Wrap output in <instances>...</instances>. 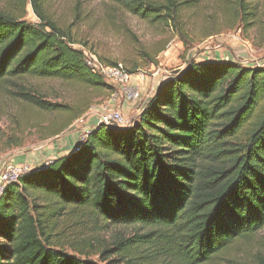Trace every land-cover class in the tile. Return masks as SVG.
<instances>
[{
    "label": "trees",
    "instance_id": "16d2710c",
    "mask_svg": "<svg viewBox=\"0 0 264 264\" xmlns=\"http://www.w3.org/2000/svg\"><path fill=\"white\" fill-rule=\"evenodd\" d=\"M109 1L174 26L184 10L197 6ZM20 2L22 11L31 6L38 24L0 11V89L31 110L34 120L56 117L47 136H57L88 106L75 112L21 81L112 88L87 66L85 52L74 48L80 43L49 15L45 0ZM214 2L227 26L264 20V0ZM82 218L144 229L118 238L127 262L264 264L257 238L264 229V66L189 62L159 83L130 127L100 125L66 155L6 185L0 195V264H96L59 245L73 240L65 223ZM252 248L247 261L231 258Z\"/></svg>",
    "mask_w": 264,
    "mask_h": 264
},
{
    "label": "rangeland",
    "instance_id": "374dc122",
    "mask_svg": "<svg viewBox=\"0 0 264 264\" xmlns=\"http://www.w3.org/2000/svg\"><path fill=\"white\" fill-rule=\"evenodd\" d=\"M178 1L181 2L180 9L192 3L197 6L181 13L175 22L177 29L174 22L163 18L158 21L142 19L109 0H45V8L58 25L80 43L74 48L83 50L92 62L91 56L99 62L101 58L104 62H115L125 69L135 70V85L143 92L141 100L135 103L143 102L158 81L160 83V80L183 70L187 63L213 59L216 53L224 57L240 55L253 63H264V20L249 27L239 22L230 27L224 24L214 0ZM22 8L20 0H0V11L20 14L27 22L38 24L31 6L27 4L24 11ZM157 72L158 75L154 76ZM21 83L47 101L68 105L75 112L85 105L88 108L63 132L48 137L47 125L56 117L49 115L41 121L34 120L31 110L10 99L0 89V164L11 162L35 169L50 162L61 151L80 143L84 136L83 127L93 125L97 115L109 109L110 89L89 91L58 80L31 78ZM126 104L120 98L114 108L122 110ZM130 111L122 110L132 122L136 114ZM79 119L83 124L77 123ZM63 229L64 232H73V240L59 241V245L71 254L84 252L96 264H148L144 260L127 262L128 256L116 243L120 237L142 233L144 229L138 225H112L99 218H82L66 222ZM257 238L259 245H256L264 252V229ZM102 250L108 252L101 255ZM255 252L252 248L235 253L231 258L247 261ZM152 264L175 263L157 261Z\"/></svg>",
    "mask_w": 264,
    "mask_h": 264
},
{
    "label": "built area",
    "instance_id": "2783aa9c",
    "mask_svg": "<svg viewBox=\"0 0 264 264\" xmlns=\"http://www.w3.org/2000/svg\"><path fill=\"white\" fill-rule=\"evenodd\" d=\"M91 59L93 62L89 58H86L87 66L103 77L106 85L112 88V93L107 100L109 109L97 115L95 118L96 122L92 127H83V138L92 129L100 125L119 129L130 127L132 122L124 116L120 108L115 109L114 106L119 102L120 98L124 103H131L141 100L143 94L142 88L135 85L137 83L136 79H134L136 75L129 73L121 64L109 66L100 63L93 56H91ZM255 66H264V63H256ZM156 75H158V72L154 74V76ZM167 78L160 80V83ZM77 123L83 124L82 119H79ZM47 164L48 162L38 167H44ZM31 170L27 165L13 164L11 162L0 164V195L6 185L17 183L21 176Z\"/></svg>",
    "mask_w": 264,
    "mask_h": 264
},
{
    "label": "crops",
    "instance_id": "0c3cea01",
    "mask_svg": "<svg viewBox=\"0 0 264 264\" xmlns=\"http://www.w3.org/2000/svg\"><path fill=\"white\" fill-rule=\"evenodd\" d=\"M238 58V59H237ZM239 61V62H241L243 65H245V66H255L256 65V63H253L251 60H247V59H244L242 56H237V57H234V56H230V55H228V57H224L223 55H219V54H214V57H213V59H207V60H201V61H198V62H202V61ZM181 71V70H180ZM146 82H148V81H146ZM159 85V81L156 83V85H155V87L154 88H156L157 86ZM154 88L152 89V91H154ZM153 94V92L150 94V95H147L146 96V99H144V101L143 102H137V103H135V102H131V103H128V104H126V106H124L123 108H122V110H123V112H126V111H128V110H131L130 112H133L134 111V115H135V119L137 118V116L139 115V113L141 112V110H142V108L144 107V105H145V103L147 102V100L151 97V95ZM135 109H137L136 111H135ZM95 122H96V119H95ZM95 124V123H94ZM93 124V125H94ZM93 125H91V126H87V127H92ZM73 148V147H72ZM72 148H70V149H68V150H63V151H61L60 153H58L57 154V156L56 157H54L53 159H51L50 161H52V160H54V159H56V158H58V157H60V156H63V155H66L67 153H69L70 152V150L72 149Z\"/></svg>",
    "mask_w": 264,
    "mask_h": 264
},
{
    "label": "water",
    "instance_id": "95a60500",
    "mask_svg": "<svg viewBox=\"0 0 264 264\" xmlns=\"http://www.w3.org/2000/svg\"><path fill=\"white\" fill-rule=\"evenodd\" d=\"M114 129H119V128H114ZM119 130H121V129H119Z\"/></svg>",
    "mask_w": 264,
    "mask_h": 264
}]
</instances>
